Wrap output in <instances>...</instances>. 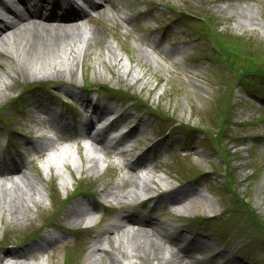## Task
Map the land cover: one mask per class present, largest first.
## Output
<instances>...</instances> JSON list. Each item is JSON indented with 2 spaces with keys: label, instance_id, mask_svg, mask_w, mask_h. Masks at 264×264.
Returning a JSON list of instances; mask_svg holds the SVG:
<instances>
[{
  "label": "rangeland",
  "instance_id": "374dc122",
  "mask_svg": "<svg viewBox=\"0 0 264 264\" xmlns=\"http://www.w3.org/2000/svg\"><path fill=\"white\" fill-rule=\"evenodd\" d=\"M120 1L122 3L121 7H126L129 14L143 11V13L140 12L142 16H138L134 23L135 28L132 27L131 30H128L120 26L114 18L115 12L108 18L104 15L99 16V23L93 25L98 32V37L94 40H85V37H83L86 33L85 29L91 27V25L85 26L84 32L79 33L78 40L80 42L83 37L85 46L83 49H86V51L80 52L78 60V63H80L75 66L74 76L54 78L64 85V87H59L56 93L60 95L63 91H76L75 87L80 86L83 80L96 88H101V86L117 87L131 91L144 100L146 104L157 108L168 117H172L171 120L167 119L165 123L158 122L159 126L164 124V127H167L172 124L173 120L185 125L184 127L173 125L175 128L174 142L181 147L178 152V163L170 166L171 170H168L167 166L175 163L176 160L173 162L174 158L170 155L162 158L165 161L164 167L150 171L148 177L145 178V182L140 183V188L143 190L148 188L147 191H150L157 186L172 185L177 179L185 180L189 178L191 173H201L210 169L219 171L221 174H228L232 184L230 187L233 190L229 195L223 194L222 191L202 190L207 192V195L213 196L217 204L219 203L218 206L220 207L218 209L217 205L211 206L212 211L216 214L223 209L228 215V212L232 209L228 205L233 204L232 201L234 200L232 198L234 196L236 199L241 200L240 204L247 210L246 214L252 211L255 218L257 216V221H255L259 223L257 229H261L260 222L264 226V76H258L257 71L254 76L247 72L244 77L238 80L233 77L231 72L235 69L237 74H244L243 65L251 66L254 60L260 65H264V1L251 0L243 3L245 1L240 0L238 2L217 3L214 0H189L187 3L190 6L188 14L189 19L193 21L187 19L183 21L184 18L180 16L173 21L171 20L173 15L168 14V11L164 8L150 11L151 4L149 3L158 0L148 1V4H144L141 0ZM162 1L167 2L169 5H175L177 8L183 9L185 7L182 0ZM120 8L118 10L123 14L124 12ZM160 12L165 16L164 20H168L166 22L168 24L164 27L166 37L158 43L159 47L168 49L164 46V42L179 47L172 48L179 49V52H174L171 56H164L160 53V50L147 47L145 41L149 39L147 36L149 31L144 27L145 25L137 24V22L144 23L145 21L147 23L148 15H155ZM241 13L255 15L258 21L257 24L253 26H249V24L244 27L237 25L239 22L237 15ZM101 23L104 24L102 27ZM200 23L206 24L208 41L203 34L198 32L199 27L196 24ZM207 24L210 27L213 26L211 31L207 29L209 28ZM94 28H90L89 31H96ZM183 42L186 46L180 47ZM109 47L118 56V66H121L120 69L123 72L121 75H117L114 68H111L116 59H113V55L106 50ZM187 47L192 49L195 55L204 56L205 54L202 51L209 50V53L214 51L217 55L223 56V59L214 58L210 61L211 65H206L203 62L197 64L190 60H186L190 63H184L185 60L181 55L189 50H182V48ZM0 51V65L6 71L4 73L0 70V85H8L12 82L6 78L7 75L15 79L14 89L9 93L5 92V97L0 98L1 107L11 99L13 94L24 88L26 83L42 80V76L40 73L37 76L38 72H32L28 67H25L24 73L19 72L20 64L8 57V55H17L16 48L10 42L0 44ZM20 51L25 55L22 49ZM28 52L33 53L34 51ZM4 53L6 56H1ZM48 55L47 53L45 56ZM42 63L47 64L49 62ZM42 63H37L39 68L45 67ZM44 71H46V75H53L50 68H45ZM80 71L83 76H81ZM120 76L123 77L120 78ZM250 86L255 87L251 88ZM224 93L227 95L230 93L232 97L228 106L229 109L227 113H224L225 119L223 117L224 121L221 123L222 117L217 114L216 110L223 109L225 106L226 95ZM78 95L81 96V93L78 92ZM32 100H35V98ZM35 101L40 102L41 100L37 98ZM45 102L50 106L53 100L45 98ZM30 111L29 107L23 110L19 118L16 117L20 115L10 117L11 113H5L4 116H9L7 121L9 125L15 120L14 118L19 120L16 128L13 124L11 126L20 132V127L25 128V130H33L32 128L35 127H32L33 125L28 119L29 115H27ZM20 121L24 122L26 126L20 125ZM188 125L191 128H187ZM199 131L205 132V135H201ZM216 133L215 138L219 141L218 145L226 151L231 150L223 160L219 157L220 154L217 153L215 148L210 147L207 139V136H211V134L214 136ZM200 135L206 138L203 137L202 139ZM62 145L65 149L63 154L57 158L54 157L55 159H52V162L59 168L60 175L64 179L57 175L53 166L45 167L44 164L34 163L33 166H28L27 171L24 169L30 177L28 182L35 189L34 191L23 189V192L25 195L28 192L31 193L29 195L34 194V197L40 202V205L44 206V209L41 210L37 206L32 207L30 205L26 212H23V209L20 208V212L24 216L22 221L17 223L12 220H2L0 222V261H2V264L8 261L7 258L2 259L1 254L4 251L24 249V241L29 240L32 236L34 238L38 237V233L41 230L44 231L45 227L52 222L61 225L62 230H66L68 225L65 221L64 211L73 203H86V201H89L88 196L76 195V191L88 195L93 191L96 194L102 186L109 183H115V185L123 183L122 191L124 192L131 188L128 182L131 175L116 170L117 164L120 166L123 164L122 155L119 156L114 153L110 156L103 154L100 150H93L92 154L98 160V167L96 170H90L91 168L87 170V158L82 151L78 150L77 145L71 144L69 141H62L60 147ZM148 155L150 154L147 153L146 156ZM128 157L131 159L134 156L131 154ZM186 162L189 167H184L185 174H180L179 169H176V167L179 168ZM76 168H82L83 172L76 170ZM84 174L92 178L79 182V176H84ZM213 176L214 174H208L206 178L209 180ZM150 180L155 181L156 184L151 183ZM62 182L65 183L64 186L61 185ZM142 183L144 187H142ZM8 186L10 191L15 190L10 183ZM50 186H52V191H50ZM91 186L93 187L90 188ZM55 191H59V196H55ZM71 193L72 195H70ZM52 194H54L55 199H52ZM69 196L71 197L68 198ZM62 197L68 198L66 201L68 205L64 207L60 206L62 204L59 203L63 202ZM121 201L123 204L129 202V200ZM224 203L227 206H224ZM124 207L127 209V205H124ZM234 207L235 210L231 211L232 215L238 210L237 206L234 205ZM228 209L230 210L228 211ZM204 213H206L205 210L200 207L195 212L182 213L181 217L183 214L193 216L203 215ZM89 217L90 220H97L101 215L100 212L93 215L91 213ZM175 218L176 215L164 211L161 220L168 219L174 227L173 220ZM104 220L100 219V221ZM221 225L222 223H220ZM63 226L67 227L64 228ZM194 226L195 224H192L188 227L193 228ZM211 227L212 225H207L205 227L206 231ZM239 227H243V225L241 224ZM244 228L245 231H242V236L233 231L227 235L229 259L233 261V258L237 257L240 260L247 259L249 264H264V233H258V230L253 227L250 230L246 229L245 226ZM61 229L59 231H62ZM60 235H63V233ZM92 235L94 234L89 230L67 234L64 241L65 245L58 250V255L53 258H49L47 254L37 255L34 260H29L28 264H65L66 261H70V264H86L87 259L86 256H83V250L81 249L82 246L85 247L91 242ZM214 240L208 239L206 241L220 247ZM34 242L30 241L28 246ZM73 242L74 245L70 247ZM18 245H22L20 246L22 248L16 249L19 247ZM239 246H241V249ZM72 250L75 251L74 255L71 253ZM52 252L54 250L50 251V253ZM205 257L210 259L207 255Z\"/></svg>",
  "mask_w": 264,
  "mask_h": 264
},
{
  "label": "bare ground",
  "instance_id": "6f19581e",
  "mask_svg": "<svg viewBox=\"0 0 264 264\" xmlns=\"http://www.w3.org/2000/svg\"><path fill=\"white\" fill-rule=\"evenodd\" d=\"M229 1L230 0H214V2L217 3H226ZM232 1L238 2L240 0ZM241 1H245L243 3H247L251 0ZM5 3H25L27 7H31L34 12H26L25 14L14 15L12 13L13 8L8 7ZM42 7L44 8V1L42 0H29L27 2H25V0H0V11H10V13L13 14V17L3 23L2 27H0V44H6V42H10V44L16 48L17 55H8V57L12 61L20 64L19 72L21 73H24L26 70L25 67H28V69H30L32 72H38V74H36L37 76L41 74L42 78L46 79L48 82L49 80H52L56 77H72L74 76L75 66L79 65L80 63H78L80 52L86 51V49H83L85 48L83 37H85L87 40H94L96 37H98V32L94 30H87L79 42V33H83V30H81L82 23L80 20H82V18L87 20L86 15H84L85 13L81 12L75 16V18L62 15L51 19L48 17L53 14L46 13V11L42 12ZM94 7L90 9L95 10ZM99 7L100 9L96 11L97 15L109 14L117 11V5L114 0H100ZM105 7L107 8L106 11L104 10ZM50 10H52V7H50ZM32 16L34 17L31 19ZM237 19L239 21L237 25L240 27H244L249 24V26H253L258 22L257 17L253 14L249 15L241 13L237 15ZM69 21L73 22L70 23ZM90 21L94 22L92 19ZM124 23L129 24L130 21L124 19ZM145 42L146 45L153 48V50L159 49V45L156 40L151 39L146 40ZM21 49L25 52V55L22 54V51H20ZM106 50L113 55V59H116L111 68H114L117 75H121L123 72L120 69L121 66H118V56L115 55L110 47ZM28 51L34 52L32 53ZM27 52L28 55L26 57ZM174 52V50L162 51V53L165 55H172ZM47 53L49 54L48 56H50V58L45 56ZM4 55L6 56L5 53L1 56ZM39 62L49 63H42L45 65V67L42 66L39 68V65H37ZM45 68H50L53 72V75H46V71H44ZM0 70L4 73L6 72L4 67L1 65ZM80 74L83 76L81 71ZM6 78L12 82L8 85H0V98H4L6 95L5 92L9 93L15 87V79L8 75ZM65 93H67V91ZM68 95H71V93L68 92ZM33 111L36 114L38 113V115L41 114L47 116L46 113L48 112V109L42 104L35 103L33 105ZM34 120H36V117ZM46 121H50L48 116ZM63 126L67 128L68 125H64L63 123ZM133 129L135 130L136 126L133 127ZM38 135L43 141L42 143L35 145L38 146V149L34 150L33 153H36L39 150H47V148H52L54 146L56 147V145L60 142L59 141L58 143H55L54 141L44 138L43 133ZM80 136V138L86 142V145L81 144L79 146V149L84 153V156L88 161L86 169L89 170L91 168L90 170H96L98 167V160L92 154L93 150H95L93 143L97 145L102 142L95 139L94 137H89L86 132L82 135L80 134ZM60 139L61 138L57 140ZM28 144L31 143L28 142ZM154 144L163 145L165 143L163 141L156 140ZM117 146H121V142L118 140H116L112 145L101 147H103V149H107L108 147L114 149ZM146 162L147 160L142 161L136 159L132 162L127 161V163L124 165V168H127L128 172L131 174L132 179L128 182L131 183L132 186H137L139 183L145 182V178H147V175L150 172H147V169H144V165H147ZM21 166L22 164H20L18 167ZM54 166L57 175H60L61 173L58 170L59 168L56 165ZM19 170L21 169L19 168ZM76 170L83 172L82 168H76ZM137 170L139 173L140 171L142 172L141 176L137 173ZM16 171L17 170L9 169L0 170V222L2 220H12L18 223L24 219L23 214L20 212V208L23 209V212H26L30 205L32 207L40 205V202L34 197V194L29 195L31 193L28 192V194L25 195L23 192V189H26L27 191H34L35 189V187L30 182H28L30 177H28L26 173L22 174L19 172L18 176L13 179L12 177L15 176V173L13 172ZM60 176L63 178L62 175ZM150 181L154 182L153 180ZM9 183L13 185L16 191H10L8 188ZM64 184L65 183L63 182L61 183L62 186H64ZM134 189H137V187L129 190L131 192H128L132 198L135 196V191H133ZM173 189L174 188L172 186H168L161 191L169 193L174 191ZM194 190L184 191L183 193L175 192L173 195H171L168 201H165L163 198H161L159 201L169 205L174 211L178 213L189 211L195 212L200 207H207L208 211L211 210L207 199L199 191ZM38 207L41 210L43 209L41 206ZM96 209L97 205H94L88 201H86V203H73L72 205H69V208L65 212V221L68 225H77L80 222H83L88 217V215L96 211ZM109 224L110 225L104 229H101L98 232V235H96V237L102 238L103 240H107L109 242V249H104L101 245H98L99 240H96L92 246L90 254L87 256L86 264H202L192 256V252H194L195 248L194 246L187 247V245L182 244V237L180 235L167 233L169 230V225L165 221H154L148 217L136 219L133 217V215H130V217H120L117 222ZM64 241L65 237L62 235L48 239L41 238L32 246H29L24 250L3 252L2 258H8L9 263L7 264H28L29 260H33L34 257L40 254H47L49 258H53L54 256L58 255V250L60 249L58 246L61 244L60 242L64 243ZM191 241L194 242L192 238ZM204 249L213 251L216 250L213 245L209 243H203L197 246V250L195 251L198 252ZM51 250H54V252L49 254ZM221 254L222 251L218 252L216 255L217 257H220ZM1 262L2 261H0V263Z\"/></svg>",
  "mask_w": 264,
  "mask_h": 264
}]
</instances>
